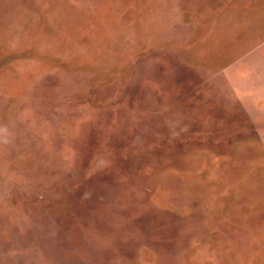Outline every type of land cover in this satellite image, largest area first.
I'll return each mask as SVG.
<instances>
[{"label":"rangeland","instance_id":"obj_1","mask_svg":"<svg viewBox=\"0 0 264 264\" xmlns=\"http://www.w3.org/2000/svg\"><path fill=\"white\" fill-rule=\"evenodd\" d=\"M0 264H264V0H0Z\"/></svg>","mask_w":264,"mask_h":264}]
</instances>
